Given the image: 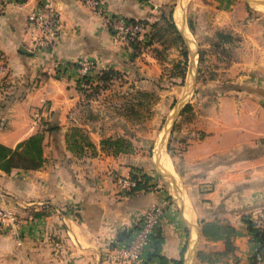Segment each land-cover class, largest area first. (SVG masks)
<instances>
[{"label":"crops","instance_id":"0c3cea01","mask_svg":"<svg viewBox=\"0 0 264 264\" xmlns=\"http://www.w3.org/2000/svg\"><path fill=\"white\" fill-rule=\"evenodd\" d=\"M40 1L13 0L0 11V205L21 219L17 233H0V264H119L110 251L127 242L148 206L163 202L148 264H252L247 218L264 210V9L248 0H183V8L180 0H103L111 14L153 24L136 51L102 14L55 0L62 35L53 49L33 50L38 31L27 16ZM181 25L196 43L192 94ZM82 60L95 62L93 79L111 70L119 81L85 98ZM186 96L168 134L174 157L165 150L182 208L151 167L152 148ZM34 136L36 167L27 145ZM133 173L152 177L151 190L122 193L118 178ZM207 224L232 232L206 235Z\"/></svg>","mask_w":264,"mask_h":264},{"label":"built area","instance_id":"2783aa9c","mask_svg":"<svg viewBox=\"0 0 264 264\" xmlns=\"http://www.w3.org/2000/svg\"><path fill=\"white\" fill-rule=\"evenodd\" d=\"M87 5L93 11L104 16L105 25L110 31L122 40L126 45L138 46L137 51L146 48L145 37L150 36L151 29L141 20L131 21L118 14H111L106 10L103 0H78ZM13 4V0H0V11ZM29 27L38 31V37L32 45L33 50H51L62 35V21L59 10L56 8L55 0L40 1L27 16ZM81 75L79 88L84 97L94 92V87L104 84L99 79H93L97 71L94 61L82 60L78 63ZM98 72V71H97ZM6 75V65L0 55V76ZM92 77V78H91ZM87 78H91L89 82ZM93 79V80H92ZM119 81V77L112 78L108 83ZM104 89V88H103ZM102 90V89H101ZM100 91V90H99ZM98 91V92H99ZM137 180L132 176L118 178V186L122 193H129L137 186ZM166 203H153L143 212L136 228L131 232L125 244L114 247L109 253V260L113 263L148 264L152 253L153 241L163 216L166 213ZM251 227V238L255 241V259L257 264L264 262V242L256 239V232L264 234V210H255L248 215ZM21 223L19 214L7 204L0 205V233H17Z\"/></svg>","mask_w":264,"mask_h":264},{"label":"trees","instance_id":"16d2710c","mask_svg":"<svg viewBox=\"0 0 264 264\" xmlns=\"http://www.w3.org/2000/svg\"><path fill=\"white\" fill-rule=\"evenodd\" d=\"M131 21H135V20H131ZM141 21H143L146 25H148L149 27H152L153 26V24L152 23H149L148 21H146V20H141ZM171 26L172 27H174V28H176L175 27V25H174V23L171 21ZM178 39L179 40H181L182 41V39H181V36H179L178 35ZM147 45V44H146ZM138 46L137 45H134V49L137 51L138 49ZM184 55L185 56H187L188 55V53H187V51H185L184 52ZM187 62V61H186ZM187 64V63H186ZM185 71H186V66H185V68L184 69H182V71H179V74H180V76L182 77V82H184V79H185ZM118 75V73L117 72H115V71H111V70H109V71H102V73H101V75H100V77H99V81L100 82H103L104 84L102 85V87H100L99 85L98 86H96V87H94V92L95 93H97L99 90H101V89H103V88H106L107 87V85H106V83L107 82H109L112 78H114V77H116ZM92 78V77H91ZM91 78H87L88 79V81L87 82H89L90 81V79ZM198 92L200 93V89H198ZM191 109V105L190 104H188V105H186L185 106V108H184V110L183 111H188V110H190ZM48 128H49V126H48ZM40 139H41V137L40 136H34V137H32L30 140H29V142L27 143V145H33V149H34V152H35V154H36V156L34 157L35 159L34 160H32V167H36V166H38L39 164L37 163V162H35V160L37 159H39V156H38V154L40 153V145H39V143H38V141H40ZM171 141L169 142V144H168V149H169V152H170V154H171V156H172V158L174 157V153H173V148H171ZM28 147V146H27ZM27 147H26V150H27ZM5 151V150H4ZM32 151L33 150H30V153H32ZM29 152V151H28ZM28 152H25V155H28L29 153ZM3 147L2 146H0V155H3ZM20 155V154H19ZM13 156H14V154H13ZM18 158H19V156H18ZM10 160V159H9ZM8 160V162H7V165L8 166H6V165H1V166H3L5 169H7V170H9L10 169V164H12L11 163V160L9 161ZM131 176H132V178H134V179H136L138 182H137V186L132 190V191H130L129 193H134V192H137V191H142V190H145V191H148V190H151V187L153 186L152 184H149V182H150V180L152 179V177H150L148 174H145V175H140V174H138V173H133V174H131ZM247 223H248V225L250 224L249 223V221H248V219H247ZM206 226H208V229L206 230V228H205V230H204V233L206 234V235H211L212 233V235H214V236H216V234L218 233V234H220V232H221V234L222 233H227V234H231V232H232V229L230 228H227V229H225L224 227H218V226H216V225H211V224H207ZM249 228H250V231L252 230L251 229V227H250V225H249ZM225 230V231H224ZM256 239L258 240V241H260L261 243H263L264 242V234L262 235H260V233H258V232H256ZM155 243L156 242H154L153 243V247H154V249H155ZM228 246H229V248L231 249V246H230V243H228ZM175 264H183V261L181 260V261H178L177 263H175ZM252 264H257V261H256V259H255V256H254V258H253V262H252Z\"/></svg>","mask_w":264,"mask_h":264},{"label":"water","instance_id":"95a60500","mask_svg":"<svg viewBox=\"0 0 264 264\" xmlns=\"http://www.w3.org/2000/svg\"><path fill=\"white\" fill-rule=\"evenodd\" d=\"M248 2L254 7V8H258V9H264V0H248ZM179 5L183 8V0H180L179 1ZM182 26V29L184 31L185 27L183 25ZM184 38H185V41L187 42L189 48H190V54H191V60H192V67H193V74H192V83H191V87H190V91H189V94H192L194 92V88H195V83H196V74H197V66H196V61H195V51L193 50L192 48V45H191V41L188 37V35H186L185 31H184ZM21 51H23L24 53H29V51L27 49H25V47H21L20 49ZM187 96L186 97H183V99H181V101L176 105L174 111L172 112V115L170 117V119L168 120V123L165 127V131L162 135V137L159 139V141L157 142L158 146H165V142H166V138L170 132V128L172 127V125L174 124L175 122V119L178 115V113L180 112L185 100H187ZM155 164H156V167L158 169V172L159 174L164 177L165 179H173V183H172V187H173V191H174V196L176 197V199L178 200V202L180 203V206L182 208H185V204L184 202L182 201V199L179 197V195L176 193L177 191V183L175 181V177H173L172 175H169L167 173H164L163 171H161L160 169V166H159V163H158V160L155 159ZM198 236H199V232H198ZM197 247V242L195 243V246H194V250L196 249Z\"/></svg>","mask_w":264,"mask_h":264},{"label":"rangeland","instance_id":"374dc122","mask_svg":"<svg viewBox=\"0 0 264 264\" xmlns=\"http://www.w3.org/2000/svg\"><path fill=\"white\" fill-rule=\"evenodd\" d=\"M263 11V10H262ZM201 83H205L203 80L201 81ZM188 115H190V113H186V114H183L182 115V117H188ZM190 117V116H189ZM188 117V118H189ZM184 118H182L181 119V121H183L184 120ZM170 138L167 136V138H166V142H165V150L167 151V153L171 156V154H170V152H169V149H168V144H169V142L171 141V142H173L172 141V139L170 140ZM159 144V143H158ZM158 144L156 143L154 146H153V148H152V158L154 159L153 161H154V163L152 164V175L156 178V180H158V182L161 184V185H163L164 187H165V189L173 196V199L175 200V201H178L177 199H176V197L174 196V191H173V187H172V184L170 183V181L168 180V179H165L164 177H162L160 174H159V172H158V169H157V167H156V164H155V159H156V150H157V148H158ZM171 148H173L172 147V143H171ZM171 181H173V180H171ZM173 183V182H172ZM184 186V185H183Z\"/></svg>","mask_w":264,"mask_h":264},{"label":"bare ground","instance_id":"6f19581e","mask_svg":"<svg viewBox=\"0 0 264 264\" xmlns=\"http://www.w3.org/2000/svg\"><path fill=\"white\" fill-rule=\"evenodd\" d=\"M188 2V1H187ZM185 5V4H184ZM186 11V10H185ZM181 13V12H180ZM180 15H177V19H178V21H180V17H179ZM184 20V19H183ZM184 22H186V21H184ZM182 24V23H181ZM183 25H184V23H183ZM187 29V28H186ZM186 31V30H185ZM190 36V35H189ZM190 38H192L191 39V42L193 43V45L194 46H196V43H195V40L193 39V37H190ZM191 43V44H192ZM193 46V47H194ZM195 48V47H194ZM158 150V149H157ZM158 152H159V150H158ZM157 152V153H158ZM159 154V153H158ZM156 157V156H155ZM157 159V158H156ZM159 165H160V169H161V171H163L164 173H167V174H172V175H175V173H174V169H173V166H172V163H171V160H170V158H169V156H168V154L166 153V151H165V148H163L162 149V156H161V158H160V160H159ZM171 180V179H170ZM171 183H172V181H171ZM183 193V192H182Z\"/></svg>","mask_w":264,"mask_h":264}]
</instances>
